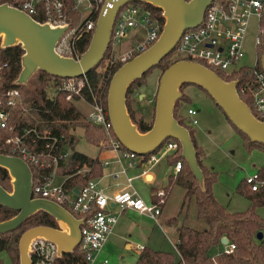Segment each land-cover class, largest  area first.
I'll return each mask as SVG.
<instances>
[{
  "label": "built area",
  "instance_id": "obj_1",
  "mask_svg": "<svg viewBox=\"0 0 264 264\" xmlns=\"http://www.w3.org/2000/svg\"><path fill=\"white\" fill-rule=\"evenodd\" d=\"M9 1L11 3L7 4L9 7L19 10L37 23H45L51 27L67 25L57 39L53 51L61 57L74 61H78L81 55L76 49L78 42L85 34L93 32L95 21L104 3V0H74L72 8L68 9L65 0ZM263 5L264 0H211L204 10L200 24L185 30L180 35L173 49L177 59L201 62L200 65L213 72L217 70L225 77L233 76L240 68H243L238 65V62L245 52L242 40L248 18L251 16L255 17L257 22V33L253 41L254 49L259 45L258 21ZM71 11L78 13L76 22L70 23ZM34 17L39 20H35ZM129 29H140L143 32L142 39L134 42L127 51L118 53L116 47L126 37ZM160 30L158 20L137 7L127 6L118 10L108 43L110 57L105 65L121 66L144 52L157 40ZM256 60L255 58L253 67H247L254 81L251 103L255 111L264 116V73L257 67ZM5 67L6 64L0 61V81ZM50 89L53 93L47 95L49 99L60 94L65 101L71 103L81 101L87 105L88 112L85 120L99 128L102 133V139L96 147L114 154V162L119 165V174H125L126 170L134 169L137 165L150 168L177 150V143L170 140L160 145L155 153L146 157H140L125 150L113 135L106 108L102 107L99 98L90 89L84 75L60 79L53 83V88L50 87ZM19 104L20 97L15 88L0 87V133L7 134L4 140L10 152L7 156L17 157L28 168L29 166L33 168V175L30 172L32 199H45L62 208L65 206L76 220H81L78 247L84 264H108L106 259L98 260L97 256L112 234L119 215L124 210H131L156 223L163 203L162 190L152 194L154 202L145 204L133 189L132 177H125V188L111 194H105L99 189L96 180H89L79 188H66L65 180L73 176L83 178L89 169L82 166L70 176H57L58 165L69 155L63 136L34 126L17 127L13 121V111L19 107ZM186 115L193 116L195 112L187 110ZM195 123V120L188 121L190 126ZM108 164V161H103L99 163V166L102 169ZM179 170L180 162L176 161L171 166V175L175 176ZM144 173L141 172L140 176ZM55 180L59 182L55 183ZM244 182L252 192L264 187V181H260L257 174L246 178ZM142 249L141 246L133 248L137 253ZM223 251L230 253L232 246L226 243ZM28 258L30 264H53L57 259L56 247L49 241L34 239L29 245Z\"/></svg>",
  "mask_w": 264,
  "mask_h": 264
},
{
  "label": "water",
  "instance_id": "obj_2",
  "mask_svg": "<svg viewBox=\"0 0 264 264\" xmlns=\"http://www.w3.org/2000/svg\"><path fill=\"white\" fill-rule=\"evenodd\" d=\"M131 2L149 4L160 10L162 26L157 40L144 52L122 64L111 76L106 93L105 108L114 137L127 151L144 156L152 154L167 139L175 140L180 156L203 191V178L195 161V152L188 131L173 118L175 102L180 98V87L192 85L210 97L228 122L251 142L264 145V123L258 121L236 92L237 80L224 82L213 71L191 61L179 60L160 75L155 92L154 118L151 127L139 133L125 107V92L135 80L155 67L175 47L180 35L201 22L211 0H104L86 50L78 61L61 57L53 47L67 25L51 27L37 23L19 10L0 5V49L19 46L20 70L13 82L24 86L37 71L59 79L77 78L95 68L105 53L112 25L118 10ZM264 73V46L260 58ZM0 168L9 178L10 191L0 187V205L15 212V216L0 222V234L15 230L26 218L44 212L55 222L56 228L38 226L22 233L17 242L18 264H30L29 245L34 239L53 243L56 256L71 253L80 242L79 225L67 210L45 199L31 198V174L28 166L17 157L0 155ZM261 233L256 239H261ZM225 238L220 244L225 246Z\"/></svg>",
  "mask_w": 264,
  "mask_h": 264
},
{
  "label": "trees",
  "instance_id": "obj_3",
  "mask_svg": "<svg viewBox=\"0 0 264 264\" xmlns=\"http://www.w3.org/2000/svg\"><path fill=\"white\" fill-rule=\"evenodd\" d=\"M73 1L74 0H65L68 9L72 8ZM5 3L11 4L9 0H0V5ZM127 6L137 7L150 17L156 18L161 29L162 19L158 8L149 4L131 2L121 7L119 11ZM70 17H72L70 23L76 22L78 20V13L71 11ZM34 19L37 21L39 20L37 17H34ZM91 34L92 32L90 34H85L78 42L76 49L79 54H82L86 50ZM257 35L260 41L259 45L254 50L257 59L256 64L257 67L260 68L259 57L264 45V5L261 17L258 21ZM108 51L109 45L97 66L84 75L90 89L97 95L103 108H105L109 80L112 74L120 67V65H115L113 67L104 65L102 70L96 71L99 64L106 58ZM173 51L174 50L150 70H159L161 75L168 66L179 61V59L170 60ZM22 54L23 51L19 46L0 49V61L6 64L2 73L0 87L3 89L15 88L20 97L19 107L13 111V121L17 127L34 126L39 129L50 130L55 134L63 136L64 144L69 149V155L58 165L57 176H70L77 168H81L82 166L89 169V172L86 173L83 178L73 176L65 180L64 185L66 188H79L85 185L87 181L99 178L102 172L97 159L89 158L73 151L75 138L71 132L75 129H80L86 142L96 147L102 139L101 130L87 123L85 118L73 106V103L65 101L62 95L56 94L52 99L48 98L47 90H49L50 87L53 88V83L59 81V78L37 71L27 81L26 85H13L20 70L19 63ZM198 63L202 64L201 62ZM150 70L145 72L140 79L133 81L125 92V107L127 113L139 133L148 131L152 124V119L148 120L149 117L147 118L143 112H136V110L139 109L138 104L141 102L137 99L139 88L143 84L144 76L150 72ZM214 72L222 79L227 80L231 77L236 78V92L239 98L249 108L254 118L264 123V116L258 114L252 107L251 93L254 88V81L250 69L247 67L240 68L236 74L230 77H225L217 70H214ZM187 86L192 85H182L180 90ZM201 91L210 99L206 92L203 90ZM184 102H187V97L181 93L180 98L174 104L173 118L178 125L189 132L195 152V161L203 178V191L200 190L197 180L191 173L186 162L181 158L179 144L173 139H167L177 143V150L166 156V162L169 166H172L176 161H179L180 170L175 176L169 174L166 178V186L161 189L163 192L161 210L165 205L172 187L176 186L182 191L181 204L176 216L166 220V224L174 226L175 230V241L173 243L174 253L143 247L142 251L137 254L133 264H264V220L255 213L256 208L264 207V187L258 188L256 191L252 192L244 181L236 186L235 192L244 197L248 202V208L242 212L227 213L225 209L215 201L211 192L212 185L216 178L215 173L208 170L202 164L203 155L192 139L191 129L188 124H184L185 119L181 115L179 116L178 113L181 103ZM226 121L228 122L227 119ZM230 126L243 139L248 150L256 148L264 152V145L251 142L231 124ZM6 136L7 134L0 133V155H10L8 146L4 144ZM157 150L158 148L153 153ZM29 170L33 175V168L31 166H29ZM257 176L260 181H264V168L257 171ZM8 182L9 178L6 171L0 168V187L5 191L9 189ZM154 201L155 199L152 197L150 202L152 203ZM191 201H193L194 204L195 220L204 225L202 230H194L183 224L185 215H181L182 209L185 207L186 211ZM63 208L69 211L67 207L63 206ZM15 214V212L0 205V222L15 216ZM38 226L56 228L54 220L49 215L44 212L34 213L26 218L15 230L0 234V253H4L11 261V264H18L17 242L20 235L28 229ZM258 233L262 235L260 240L256 239ZM221 238H225L227 244L232 246V251L227 254L224 253L222 248L217 253L208 255L210 249L220 246ZM53 264H84V262L82 253L77 246L69 254L62 253L59 258L55 259Z\"/></svg>",
  "mask_w": 264,
  "mask_h": 264
},
{
  "label": "rangeland",
  "instance_id": "obj_4",
  "mask_svg": "<svg viewBox=\"0 0 264 264\" xmlns=\"http://www.w3.org/2000/svg\"><path fill=\"white\" fill-rule=\"evenodd\" d=\"M256 33L257 22L255 17L251 16L248 18L246 31L243 35L242 45L245 52L243 58L238 62L239 66H254L256 53L253 41L256 37ZM142 36L143 32L140 29H129L126 32V37L122 39L116 47V51L118 53L127 51L132 46V42L141 40ZM109 57L110 50L104 61L96 68V71L102 70ZM260 58L261 54L259 57V66ZM175 59H177V56L173 52L170 60ZM159 76V70H150V72L144 76L143 84L139 88L140 92L144 95V99H138V101L141 102L138 104L139 109H137L136 112H143L147 118L149 117L148 120L152 119V122L154 118L155 92ZM222 80L224 82H230L236 80V78L231 77L230 79ZM140 92L138 93L140 94ZM52 93L53 91L51 89L47 90V95H52ZM180 93L186 95L187 102L181 103L178 110L179 116L181 115L185 119L184 124L186 125L188 121L195 120V125H189L192 132V139L203 155L202 164L208 170L215 173V182L211 188L215 201L222 206L227 213L245 211L248 208V202L244 197L235 192V188L240 182L257 174L259 169L264 168V152L256 148L248 150L246 143L226 121L222 112L199 88L187 86L180 90ZM73 106L84 118L86 117L88 112L86 104L81 101H74ZM187 110H193L195 115L187 116ZM71 133L75 138L73 151L89 158H94L98 155L96 147L86 142L80 129H75ZM99 157L102 158V155ZM153 173L155 177L153 182L147 184L142 180H137L133 184V189L145 204L150 203V187L165 186L166 177L171 174V168L163 158L162 161L160 160L159 163L155 164ZM58 182V180H55V183ZM109 183H111L109 179H104L100 182L103 186ZM9 191L10 185L8 192ZM181 197L182 191L176 186L172 187L167 208L163 211L162 215L157 218L156 223L146 216L138 218L126 213L122 216L119 215L118 222L116 221L118 223L117 226H119L120 231L125 230L129 225L133 228L138 227L142 230L138 232L139 234L135 233V231L132 232V238L128 240L131 243L153 250L174 253L172 246L175 241L174 226L163 223V220L176 216L181 204ZM255 213L264 220V207L256 208ZM181 215H185V219L183 220L184 225L194 230H202L204 228V225L197 222L194 218L195 209L193 201L188 205L186 211L185 207L182 209ZM222 248L223 245L220 244V246L210 249L208 255H213ZM110 249L112 254L110 253L100 258L106 259L108 264H113L114 262L118 264H133L138 254L132 250H127L124 247L122 248V245H119L117 248L111 245ZM120 256L122 260H119ZM0 264H11V261L4 253H0Z\"/></svg>",
  "mask_w": 264,
  "mask_h": 264
},
{
  "label": "crops",
  "instance_id": "obj_5",
  "mask_svg": "<svg viewBox=\"0 0 264 264\" xmlns=\"http://www.w3.org/2000/svg\"><path fill=\"white\" fill-rule=\"evenodd\" d=\"M135 41L132 42V44ZM155 81H156V77H155ZM185 91V90H184ZM140 92V90H139ZM152 96V95H151ZM144 99V95L140 92V94L138 95L137 99ZM96 149L98 150V155L94 158L97 159L98 163L103 162V161H108V165L103 167L101 169V176L97 179H94L97 181V186L99 189H101L105 194H111L113 192L122 190L125 188V177H132V186L134 184L135 181H139L142 180L145 183L149 184L150 182L154 181V166L152 167H147L145 165H137L134 169L131 170H126L125 174H119V165L117 163L114 162V154L108 152V151H104V150H99L97 147ZM102 155V158L99 157ZM166 160V157L164 158ZM162 161V160H161ZM160 162V161H159ZM158 162V163H159ZM171 168V166H170ZM141 172H145L143 176L141 175ZM168 176V175H167ZM167 178V177H166ZM104 179H109V182L111 181V183H109L108 185H101L100 182ZM167 183V182H166ZM166 186V185H165ZM165 186H158V187H150V192H151V198H152V194L157 191V189H163ZM170 194H171V190L168 194V198L165 202V205L163 206L160 216L162 215L163 211L167 208V205L170 201ZM150 198V201H151ZM129 213L130 215H134L136 217H145L143 215H140L134 211L131 210H124L120 216ZM119 216V217H120ZM159 216V217H160ZM171 218V217H169ZM168 218V219H169ZM119 219V218H118ZM117 219V222H118ZM167 219V220H168ZM115 224L112 234L110 235V237L108 238V240L105 242V244L103 245L102 249L100 250V252L98 253L97 259L100 260V258H102L103 256L105 257V255H109L110 253L112 254V252L110 251V246L112 245L114 248H117L119 245H122V248L124 247L127 250H133V248L135 246H139L138 244H134L129 242L128 240L130 238H132V232L135 231V233L139 234L138 232L142 231L141 229H139L138 227L133 228L132 226H128V228H125V230H119V226H117V223ZM163 223L166 224V220H163ZM173 246V245H172ZM143 248V247H142ZM174 249V248H173ZM135 252V251H134ZM119 260H122V257H119ZM117 262H114L113 264H115ZM112 264V263H110Z\"/></svg>",
  "mask_w": 264,
  "mask_h": 264
}]
</instances>
